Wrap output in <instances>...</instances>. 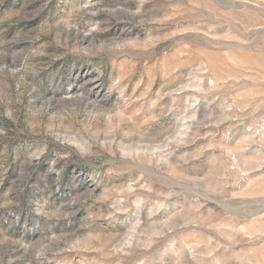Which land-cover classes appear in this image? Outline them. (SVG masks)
I'll return each mask as SVG.
<instances>
[{
	"label": "rangeland",
	"instance_id": "rangeland-1",
	"mask_svg": "<svg viewBox=\"0 0 264 264\" xmlns=\"http://www.w3.org/2000/svg\"><path fill=\"white\" fill-rule=\"evenodd\" d=\"M0 264H264V0H0Z\"/></svg>",
	"mask_w": 264,
	"mask_h": 264
}]
</instances>
